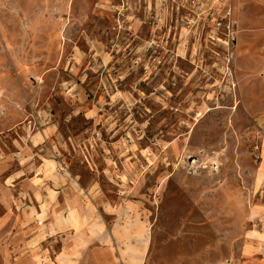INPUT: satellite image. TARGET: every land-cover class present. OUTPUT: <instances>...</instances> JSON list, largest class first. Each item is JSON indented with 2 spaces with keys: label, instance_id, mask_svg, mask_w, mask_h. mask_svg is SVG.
<instances>
[{
  "label": "rangeland",
  "instance_id": "rangeland-1",
  "mask_svg": "<svg viewBox=\"0 0 264 264\" xmlns=\"http://www.w3.org/2000/svg\"><path fill=\"white\" fill-rule=\"evenodd\" d=\"M129 2L119 16L117 0H0V264H51L64 242L82 264H250L264 3L234 0L227 49ZM48 127L34 151L82 198L63 234L49 230L54 179L27 150Z\"/></svg>",
  "mask_w": 264,
  "mask_h": 264
},
{
  "label": "crops",
  "instance_id": "crops-1",
  "mask_svg": "<svg viewBox=\"0 0 264 264\" xmlns=\"http://www.w3.org/2000/svg\"><path fill=\"white\" fill-rule=\"evenodd\" d=\"M256 2L264 3V0H255ZM47 133H49L47 135ZM53 130L50 128H46L40 134V139L37 135H30L28 138L29 146L27 145V150L30 151L31 154L35 153L38 156V153L34 151V149L40 150V146L43 141L51 136ZM33 142V143H32ZM32 143V144H30ZM22 149V147H21ZM32 150V151H31ZM15 155H18L17 151H15ZM27 153V151H25ZM27 154L24 151H21V156L24 158ZM39 157L40 168L43 172L44 168L50 173L44 175L45 178L50 179L52 176L54 179L53 183H50L48 186V191H46V199L48 200V207L50 206L49 213L62 215L59 218H54L53 223L49 226V230L55 234H63L66 231L64 216H65V207L67 206L68 198L73 195L76 197L75 201H82V198L79 194H77L76 190L73 187V182L71 179L65 177L61 171L57 169V162L52 158H45L41 155ZM8 159V158H7ZM29 161V160H26ZM24 164L27 162H23ZM51 178V179H52ZM254 182L256 185L255 194L259 196V200L253 203L251 208V221L255 224V229L250 230L247 234L243 247L241 248L240 255L242 259L248 260L250 264H264V144L261 146V150L259 153V161L254 173ZM41 190V189H40ZM75 209L76 206H74ZM53 212H52V211ZM64 210V211H63ZM62 211V212H61ZM59 212V213H58ZM76 247L69 248V244L64 242L60 249L54 253L53 257L50 258L51 264H82L81 258H73V256H68L70 250H74V248L79 249L80 243L76 242ZM116 244V242H114ZM101 249L109 256V258L114 257L112 253L111 247L103 246ZM93 261L91 264H102V259L100 257H93ZM113 259V258H112ZM110 264H116L114 261H111ZM129 264V263H126Z\"/></svg>",
  "mask_w": 264,
  "mask_h": 264
},
{
  "label": "built area",
  "instance_id": "built-area-1",
  "mask_svg": "<svg viewBox=\"0 0 264 264\" xmlns=\"http://www.w3.org/2000/svg\"><path fill=\"white\" fill-rule=\"evenodd\" d=\"M129 1L117 0L113 7L119 16L128 9ZM155 3L163 9L166 18L178 24L185 38H197L198 30L207 31L211 40L223 41L225 48H231L236 26L234 0H155ZM258 124L264 127V116Z\"/></svg>",
  "mask_w": 264,
  "mask_h": 264
}]
</instances>
